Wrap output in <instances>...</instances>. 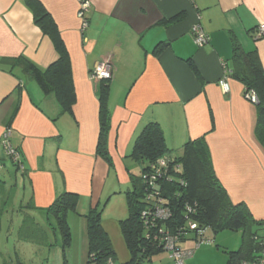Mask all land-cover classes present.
I'll return each instance as SVG.
<instances>
[{
	"label": "crops",
	"instance_id": "0c3cea01",
	"mask_svg": "<svg viewBox=\"0 0 264 264\" xmlns=\"http://www.w3.org/2000/svg\"><path fill=\"white\" fill-rule=\"evenodd\" d=\"M36 1L54 20L69 52L76 101L72 112L63 114L55 95H45L21 65L3 62L22 56L45 70L60 55L36 24L30 0H0V186L15 178L10 182L16 189L13 211L38 223L43 215L30 205L47 208L64 191L79 196L76 212L68 216L70 246L65 252L59 243L40 251H61L63 264L64 255L67 264H90L85 216L118 194V165L141 174L140 162L128 156L151 122L161 126L173 155H181L190 139L205 137L231 200L246 203L255 220H264V148L255 135L257 118L244 85L230 77L232 37L245 51L257 50L264 69V39L256 38L264 24V0H86L85 33L78 17L81 0ZM198 22L210 37L203 47L191 34ZM107 58L114 66L107 98L108 148L117 173L112 181V168L97 155L103 84L90 78L95 65ZM225 76L228 93L220 85ZM8 125L23 169L5 156L1 140ZM130 184L127 180L124 188ZM126 218L102 221L118 251H129L120 228Z\"/></svg>",
	"mask_w": 264,
	"mask_h": 264
},
{
	"label": "trees",
	"instance_id": "16d2710c",
	"mask_svg": "<svg viewBox=\"0 0 264 264\" xmlns=\"http://www.w3.org/2000/svg\"><path fill=\"white\" fill-rule=\"evenodd\" d=\"M30 2L34 9L36 24L53 41L60 55L59 59L45 70L22 56L3 62L13 67L21 65L26 75L38 84L45 95H55L63 114L72 112L76 94L69 52L50 14L36 0ZM232 45L234 69L230 77L244 85L245 95L253 91L258 96V103L255 104L257 110L255 135L264 148V69L257 50L245 51L235 37H232ZM100 82L103 86L99 100L100 134L97 155L113 169L114 163L108 148L110 111L107 98L111 80ZM163 157L170 160L165 173L157 183L159 194L165 199L163 206L169 208L171 213L167 219H161L154 214L156 210L154 203L157 199L151 200L148 196L151 191L149 177L155 173L154 167ZM128 158L142 163L139 176L129 172L131 188L125 193L128 217L120 220L122 235L132 255L131 263L152 264V257L166 252L167 235H180L182 245L187 241L203 239L210 241L207 237L209 230L215 234L222 231L240 232L241 246L236 251H228L227 264H241L244 260L250 262L257 258L261 249L258 240L264 239L258 231L264 229V220H255L246 203H235L231 200L217 177L205 137L190 139L184 144L182 154L175 156L166 144L161 126L151 122L144 126L135 139ZM153 196L156 197V194ZM78 203V194L64 191L47 208L36 209L30 205L31 209L43 215L45 226L36 232L43 238L37 240L35 234L30 233L23 236L19 234L18 238L21 242L49 249L59 243L65 252L72 240L68 216L69 213L76 212ZM147 211L148 214L143 216ZM85 217L88 222L89 263H114L116 253L112 240L103 227L102 211L93 209ZM31 219L34 221H29ZM28 222L36 223V220L31 215H24L22 224ZM189 223H196L200 229L206 228L203 238L197 239V232L191 229ZM50 234L54 236V242H51ZM64 264H67L65 255Z\"/></svg>",
	"mask_w": 264,
	"mask_h": 264
},
{
	"label": "rangeland",
	"instance_id": "374dc122",
	"mask_svg": "<svg viewBox=\"0 0 264 264\" xmlns=\"http://www.w3.org/2000/svg\"><path fill=\"white\" fill-rule=\"evenodd\" d=\"M252 110L254 117L257 118V110L255 105L252 106ZM179 154L180 153H176L175 155ZM119 168L121 169V173L118 171L120 180L115 181L114 185L116 184V186L120 187V189L117 190L118 194L113 196L112 200L109 201V198L103 200L102 205L99 208V210L102 211V220L104 217L109 221L110 219L112 220L128 217L127 199L125 195L128 189L124 188V184L127 182V180H129L131 183V175L129 174L131 168L126 164L118 165V169ZM115 174L117 173L114 166L112 169L111 181L113 178H116L114 177ZM135 175L139 176L140 171ZM3 177L4 174L0 173V181L4 180ZM14 179L9 177V181L7 180L6 186H0V203L6 202L2 208L0 207V264H48L49 261L50 264H63L61 255L62 253H60L61 251H58L57 253V250L55 249L52 250V252L51 250L47 249L43 252L40 251L38 246L31 243H23L19 239V234L23 236L25 234L29 235V233L35 234V238L37 240L42 239V235L36 232L44 228L45 222L38 223L37 221L36 223L28 222L20 224V222L16 221L17 219L19 220L20 216L24 217L25 213L23 211H20L19 213L13 211V208H15V202L13 203V198L16 194V189L14 187L11 188V186L15 183L13 182L11 184L10 182H12ZM2 209H5V212H3ZM19 221H21V219ZM29 221L34 220L31 219ZM30 226H34V228H30ZM258 233L264 236V229L261 231L259 230ZM52 237L53 235L50 234L49 238ZM57 237L60 241L59 236ZM207 237L210 242L206 241L200 247H197V243L195 241H187L182 244L183 248L193 249L195 251L193 257L188 259L186 264H227L228 251L238 250L242 241L240 232L236 231H222L215 234L212 230H209ZM187 245H190L191 247L188 248ZM114 250L116 253V264H135L131 263L132 255L129 251ZM168 257L169 256L167 252H162L152 257V264H174Z\"/></svg>",
	"mask_w": 264,
	"mask_h": 264
},
{
	"label": "built area",
	"instance_id": "2783aa9c",
	"mask_svg": "<svg viewBox=\"0 0 264 264\" xmlns=\"http://www.w3.org/2000/svg\"><path fill=\"white\" fill-rule=\"evenodd\" d=\"M90 8V4L86 0H81L80 8L78 11V17L81 21V32L85 33V31L89 28V19L86 15ZM191 34L193 36L194 42L198 47H203L210 40V37L204 32L202 25L200 22L193 25L191 29ZM257 39H264V24H261L256 32ZM114 75V66L110 58H107L98 64L90 72V78L96 81H109L113 79ZM220 85L223 88L225 93H228L230 90V86L228 83V78L225 76L221 81ZM246 99L252 104L258 103V96L255 92L250 91L245 95ZM11 128H6L2 135L1 144L4 148L5 156L10 159L15 165L19 168L23 169V160L21 153L11 144L10 136H11ZM170 159L167 157H163L158 160L156 166L154 167L155 173L149 177V187L151 189L150 194H148L149 199H157L154 203L156 208L154 214L161 218L167 219L171 216L170 210L167 207H164L165 199L162 198L158 191V183L157 180L163 176L168 167V162ZM3 162L0 160V171L2 170ZM154 193L156 197L153 196ZM147 212L143 213V216H146ZM189 226L192 230L197 232V239L203 238V234L206 231V228L200 229L196 223H189ZM180 235H167L165 238V250L168 253L169 258L172 260L174 264H186V261L193 257L195 251L193 249H185L180 243ZM260 242V252L257 254V258L253 261L247 262L242 261L241 264H264V239H259ZM197 243V247H200L206 241L203 239L201 241H195ZM208 242V241H207Z\"/></svg>",
	"mask_w": 264,
	"mask_h": 264
},
{
	"label": "clouds",
	"instance_id": "9594fccd",
	"mask_svg": "<svg viewBox=\"0 0 264 264\" xmlns=\"http://www.w3.org/2000/svg\"><path fill=\"white\" fill-rule=\"evenodd\" d=\"M254 105V104H253ZM208 242H210V241H208Z\"/></svg>",
	"mask_w": 264,
	"mask_h": 264
}]
</instances>
